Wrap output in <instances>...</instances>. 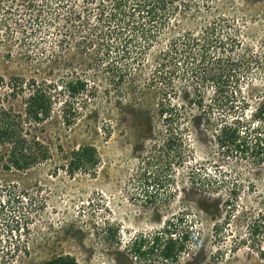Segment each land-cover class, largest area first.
I'll list each match as a JSON object with an SVG mask.
<instances>
[{
  "label": "rangeland",
  "instance_id": "obj_1",
  "mask_svg": "<svg viewBox=\"0 0 264 264\" xmlns=\"http://www.w3.org/2000/svg\"><path fill=\"white\" fill-rule=\"evenodd\" d=\"M34 2L0 0V76L7 81L2 96L23 111V98L12 95L15 81L62 86L79 77L88 89L77 100L80 116L70 126L62 105L68 92L56 93L52 115L38 131L51 158L25 172L0 169V184H11L21 196L9 204L7 192L0 194V264H48L64 254L79 264H145L126 245L180 214L198 240L189 243L179 264H264V164L226 153L214 136L222 117L232 120L241 110L215 107L203 116V107L189 104L198 90L180 66L174 100L186 105L188 117L179 123L190 130L181 158L179 150L162 148L167 133L157 103L167 88L156 77L175 38L210 32L223 40L212 47L214 56L250 58L239 73L250 106L244 117L251 120L264 94V0H178L176 19L146 52L141 29L120 37L109 33L116 23L109 18L111 0ZM230 37L236 38L233 48ZM123 44L131 57L122 56ZM127 65L133 73L119 87L114 80ZM201 85L209 103L214 84ZM83 145L97 149L99 163L72 170V153ZM208 173V183H221L217 190L195 186L198 174ZM15 246L19 251L12 257Z\"/></svg>",
  "mask_w": 264,
  "mask_h": 264
},
{
  "label": "trees",
  "instance_id": "obj_2",
  "mask_svg": "<svg viewBox=\"0 0 264 264\" xmlns=\"http://www.w3.org/2000/svg\"><path fill=\"white\" fill-rule=\"evenodd\" d=\"M29 1L30 4H35L34 0ZM111 2L113 6L109 18H112L116 23L109 33L120 37L126 34V30L133 32L141 29L146 40V45L143 46L146 49L145 52L153 47L161 29L163 30L167 24L173 23L178 15V0H111ZM102 16L104 15L102 14ZM137 19L141 21L139 22ZM212 29L214 30V28ZM210 34V32L206 34V31L202 34L187 33L183 37L175 38L162 54L160 69L156 72V77H160L162 82L166 83L165 87L167 88L157 103V113L164 123L167 133L162 148L168 152H174L177 149L180 157L183 158L182 148L186 134L190 130L188 126L180 125L179 122L182 116L188 117V112L185 110V104L174 100L175 97L179 98L174 76L180 73V66H183L181 72L183 75L192 77L195 89L198 90L194 97L195 100L189 101V104L203 107V116H209L215 107L224 111L235 110L238 111L235 112L237 114L241 110L240 114L232 120L222 117V123L217 124L214 136L219 145L226 153H235L242 156L241 158L249 159L254 165L261 166L264 164V94L260 98L259 105L252 110V119L247 120L244 115L247 114L250 106L247 98L242 95L241 82L245 76L239 72L245 68V64H250V58L248 60L247 56L235 57L233 53L214 56L212 47L218 42L223 44V40L218 37H210ZM133 38L134 34H131L123 40L128 43ZM229 41L233 48L236 38L230 37ZM106 45L108 50L113 47L110 42ZM123 46L122 56L131 57V49L125 44ZM117 48L120 49L119 46ZM138 57L139 54L136 53L131 60H136ZM132 66L127 65L117 75L114 81L119 87L133 73ZM210 82L214 84V97L209 103H205V92L203 89L201 90V84ZM233 83L237 88L233 87ZM5 84L7 81L0 76V90ZM12 86L13 97L21 96L23 98L24 110H17L14 103L8 97H3L0 92V169H15L25 172L51 158V149L38 131L52 115L54 104L57 103L55 101L56 93L63 90L68 92V100L62 105L65 123L70 126L80 116L77 100L87 91L88 82L75 77L65 80L64 85L59 86L57 82L51 80L38 82L33 79L24 82L21 79L20 82L12 83ZM238 100H241V106H237ZM255 121L258 126L253 125ZM96 157L97 149L94 146H80L72 153L70 166L72 170L86 171L99 163ZM180 163L185 162L182 159ZM198 175L194 180L196 187L208 185L211 186V189L217 190L222 186L221 183H208L206 178L210 177L209 173ZM16 190L11 184H0V194L7 192L9 204L20 200L21 196ZM3 205L4 202H0V207L3 208ZM185 219V214L174 216L167 220L160 230L149 234L143 233L132 239L126 245V250L145 264H156V262L179 264L183 254L189 249V243L198 240L190 227L183 226ZM14 222H18L17 228L19 229V221L15 217L12 220V223ZM14 227H10V231ZM18 251L19 247L15 246V249L10 250L8 255L14 257ZM48 264H79V262L74 256L64 254L54 257Z\"/></svg>",
  "mask_w": 264,
  "mask_h": 264
}]
</instances>
